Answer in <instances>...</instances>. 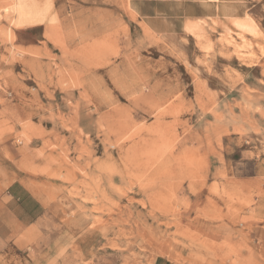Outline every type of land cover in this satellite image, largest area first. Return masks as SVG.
I'll use <instances>...</instances> for the list:
<instances>
[{"label":"rangeland","instance_id":"1","mask_svg":"<svg viewBox=\"0 0 264 264\" xmlns=\"http://www.w3.org/2000/svg\"><path fill=\"white\" fill-rule=\"evenodd\" d=\"M231 2L164 37L0 0V264H264V0Z\"/></svg>","mask_w":264,"mask_h":264},{"label":"crops","instance_id":"2","mask_svg":"<svg viewBox=\"0 0 264 264\" xmlns=\"http://www.w3.org/2000/svg\"><path fill=\"white\" fill-rule=\"evenodd\" d=\"M232 0H132V11L137 22L152 34L177 37L186 33L197 21L225 20L238 16V6ZM24 216L35 220L41 204L23 186H10L7 191ZM29 220V222H30Z\"/></svg>","mask_w":264,"mask_h":264},{"label":"bare ground","instance_id":"3","mask_svg":"<svg viewBox=\"0 0 264 264\" xmlns=\"http://www.w3.org/2000/svg\"><path fill=\"white\" fill-rule=\"evenodd\" d=\"M128 2V1H127ZM127 41V40H126Z\"/></svg>","mask_w":264,"mask_h":264}]
</instances>
